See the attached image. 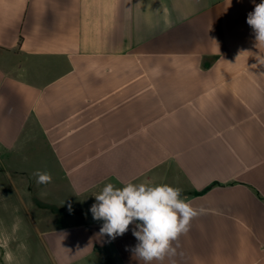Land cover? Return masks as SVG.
Here are the masks:
<instances>
[{
    "label": "crops",
    "instance_id": "0c3cea01",
    "mask_svg": "<svg viewBox=\"0 0 264 264\" xmlns=\"http://www.w3.org/2000/svg\"><path fill=\"white\" fill-rule=\"evenodd\" d=\"M261 2L0 0V264H144L90 212L129 182L205 209L152 264H264Z\"/></svg>",
    "mask_w": 264,
    "mask_h": 264
},
{
    "label": "clouds",
    "instance_id": "9594fccd",
    "mask_svg": "<svg viewBox=\"0 0 264 264\" xmlns=\"http://www.w3.org/2000/svg\"><path fill=\"white\" fill-rule=\"evenodd\" d=\"M246 22L254 32L257 45L264 46V0L255 4ZM34 175L38 184L52 182L48 172L38 170ZM95 200L90 212L94 220L103 221L101 236L114 240L138 221L132 231L138 243L130 250L144 264L175 255L173 242L189 231L194 218L205 213V209L194 208L191 201L182 196V189L168 184L151 186L129 182L118 188L108 183L95 195ZM69 211H72L71 205Z\"/></svg>",
    "mask_w": 264,
    "mask_h": 264
},
{
    "label": "rangeland",
    "instance_id": "374dc122",
    "mask_svg": "<svg viewBox=\"0 0 264 264\" xmlns=\"http://www.w3.org/2000/svg\"><path fill=\"white\" fill-rule=\"evenodd\" d=\"M5 215L0 216V231L2 232L3 229H8L9 223H12L13 218L15 217V216H7V213H5ZM27 244H29V242ZM25 245L26 242L25 243L23 242V243H19L18 246L16 247L14 245L9 247V250L12 251L10 253L12 258L11 256L5 255V264H30V262L32 261L30 258L31 254L26 252L25 247H23Z\"/></svg>",
    "mask_w": 264,
    "mask_h": 264
}]
</instances>
